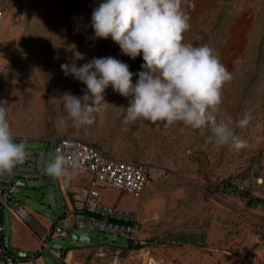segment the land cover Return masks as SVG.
<instances>
[{"label":"rangeland","instance_id":"obj_1","mask_svg":"<svg viewBox=\"0 0 264 264\" xmlns=\"http://www.w3.org/2000/svg\"><path fill=\"white\" fill-rule=\"evenodd\" d=\"M100 2L0 0V102H6L15 142L44 153L43 177L14 179L23 185L8 205L19 203L46 229L65 213L61 192L66 185L44 171L51 158L50 138H80L115 158L150 167V179L138 197L96 186L98 202L136 213L137 239L132 244L138 247L127 248L117 233L72 224L60 226L64 235L50 237L35 257L45 264H63L61 254L49 251L58 246L60 253L72 249L66 264H264V207L249 205L242 196L247 190L264 199V0H182L190 18L184 42L213 48L232 75L217 118L232 121L235 133L248 142L239 152L227 146L217 150L208 130L201 134L179 122L171 127L149 121L125 124L131 97L114 92L111 85L103 94L106 109L92 125L58 123L66 116L63 94L80 97L86 90L81 81L64 74L62 64L81 66L110 56L133 73L143 70L142 54L131 59L111 37H94L91 14ZM137 79L133 75V83ZM245 113L251 115L250 123L236 127ZM87 183L88 176L80 172L69 184L68 196L73 186ZM14 223L1 208L0 233L7 238L8 251ZM179 235L193 243L176 241Z\"/></svg>","mask_w":264,"mask_h":264},{"label":"clouds","instance_id":"obj_2","mask_svg":"<svg viewBox=\"0 0 264 264\" xmlns=\"http://www.w3.org/2000/svg\"><path fill=\"white\" fill-rule=\"evenodd\" d=\"M189 19L182 0H101L91 14L94 37H111L131 59L142 54L143 70L133 73L128 64L110 56L92 58L81 66L62 64L64 74L81 81L86 90L80 97L63 94L66 116L59 117L58 123L63 126L71 121L76 128L92 125L96 114L106 109L103 94L111 85L114 92L131 97L123 115L127 125L149 121L171 127L179 122L201 134L208 130V140L217 150L247 148L248 142L235 133L233 122L217 118L223 88L232 75L213 48L184 42ZM133 75L138 76L135 83ZM250 121L251 115L245 113L235 125L244 129ZM28 156L25 144L15 142L6 102H0V175H11ZM82 170L80 157L69 158L59 150L44 168L50 178L62 180L66 186Z\"/></svg>","mask_w":264,"mask_h":264},{"label":"built area","instance_id":"obj_3","mask_svg":"<svg viewBox=\"0 0 264 264\" xmlns=\"http://www.w3.org/2000/svg\"><path fill=\"white\" fill-rule=\"evenodd\" d=\"M48 141L50 156L59 150L69 158L73 155L80 157L83 168L81 172L88 176V183L85 186L72 187L70 194L73 206L65 208V213L56 220L51 229H42L34 223L40 232V250L53 235H64L60 226H71L72 224L84 228L106 230L117 233L127 240L135 241L137 239L136 213L129 209H121L98 202L96 186L109 185L133 197H138L150 179L149 165L141 161L115 158L80 138L56 137L50 138ZM27 151L29 156L24 164L17 166L11 175H0V183L6 184V186L0 187V209L5 207L16 219L29 224L33 223L32 219L22 205L16 202H13L11 206L8 205L12 193L17 190L19 185L16 183L17 181L13 182L14 179L30 180L43 177L41 165L43 150L27 149ZM4 249L1 246L0 264H14L24 257V255L19 256L18 254L11 256ZM50 250L56 257L60 254L59 248L53 247Z\"/></svg>","mask_w":264,"mask_h":264},{"label":"crops","instance_id":"obj_4","mask_svg":"<svg viewBox=\"0 0 264 264\" xmlns=\"http://www.w3.org/2000/svg\"><path fill=\"white\" fill-rule=\"evenodd\" d=\"M69 187L70 186L67 185L65 192H61L62 200H63V204L65 208H71L73 206L71 203L72 202L71 194L70 196H68L67 190ZM12 217L15 223L10 231L9 240H10L11 249L10 251L6 249V252L10 254L11 256L17 255L18 253H22L25 256V259H23L24 261L17 260L14 264H45L41 258L35 257V256L38 253V250L40 249V244H41L40 232L37 227H40L42 229H46V227L44 225H40L36 223L33 219H32L33 223L28 224V223L19 221L14 216ZM34 223L36 224L37 227L35 226ZM53 247L58 248L57 246H52L51 248ZM50 249L49 251L51 252ZM64 250L65 249L61 250L60 254L62 255V258H60L59 260L61 263L66 264V260L71 258L72 249H69L66 252H64ZM0 251H1V245H0ZM12 251H17V253L14 254V252Z\"/></svg>","mask_w":264,"mask_h":264},{"label":"trees","instance_id":"obj_5","mask_svg":"<svg viewBox=\"0 0 264 264\" xmlns=\"http://www.w3.org/2000/svg\"><path fill=\"white\" fill-rule=\"evenodd\" d=\"M76 138V137H75ZM93 145V144H92ZM94 147H96L95 145H93ZM97 148V147H96ZM98 149V148H97ZM99 150V149H98ZM102 152V151H101ZM226 186H228V185H226ZM242 196H243V198L245 199V201H246V203L247 204H249V205H254V204H259L261 207H264V199L263 198H257V197H255V196H251L250 194H249V192L247 191V190H243V192H242ZM3 238H2V236L0 235V244H1V246L3 247ZM126 247L127 248H136V247H138V245L137 244H132L133 242H136V241H131V240H127L126 239ZM176 241H178V242H183V243H190V244H192L193 242H190L188 239H187V237H184L183 235H179V236H177L176 237ZM70 248H66L65 250H64V252H66L67 250H69ZM5 251H6V249H4ZM62 258V257H61ZM23 259H25V256L23 257V258H21L20 260H23Z\"/></svg>","mask_w":264,"mask_h":264},{"label":"water","instance_id":"obj_6","mask_svg":"<svg viewBox=\"0 0 264 264\" xmlns=\"http://www.w3.org/2000/svg\"><path fill=\"white\" fill-rule=\"evenodd\" d=\"M16 183H17V184H20V185H23V183H22V182H19V181H17ZM82 238H83V237H82ZM83 239H84V238H83ZM2 241H3V247L6 248V247H7V238H3ZM18 255H19V256H23L24 254H22V253H18Z\"/></svg>","mask_w":264,"mask_h":264},{"label":"bare ground","instance_id":"obj_7","mask_svg":"<svg viewBox=\"0 0 264 264\" xmlns=\"http://www.w3.org/2000/svg\"><path fill=\"white\" fill-rule=\"evenodd\" d=\"M149 264H151V263H149Z\"/></svg>","mask_w":264,"mask_h":264}]
</instances>
